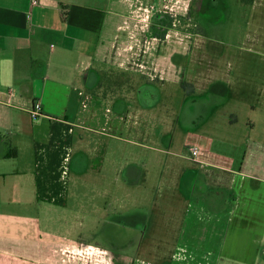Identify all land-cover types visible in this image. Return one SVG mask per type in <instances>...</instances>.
<instances>
[{
	"label": "crops",
	"instance_id": "obj_1",
	"mask_svg": "<svg viewBox=\"0 0 264 264\" xmlns=\"http://www.w3.org/2000/svg\"><path fill=\"white\" fill-rule=\"evenodd\" d=\"M193 1L0 0V264H219L223 255L252 264L251 255L244 253L236 259L224 249L233 247L229 243L232 230L245 236L258 231L253 243L264 239V176L250 163L253 150L242 154L238 147L221 150L213 139L204 140L197 132L192 143L203 154L192 159L190 168L196 178L189 183L191 193L185 198L170 257L164 252V206H159L165 195L160 192L165 187V167L163 173L152 175L143 168L139 172L134 163H127V168L123 162L114 164L125 178L124 184L152 183L155 193L150 214L139 217L146 222L144 232L158 233L152 236L158 240L156 248L148 243L152 248L148 251L158 257L156 262L141 261L139 254L84 239L85 220L81 219L87 213L80 214L86 211L84 204L77 212L82 229L64 227L71 222L66 209L70 192L74 194L70 188L72 173L84 174L78 165V170L73 169L78 127L71 130L70 121L79 117V105L71 110L79 99L77 88L96 83L104 67L131 72L132 86L137 82L134 74H139L143 82L139 91L153 88L155 98L159 96L153 86L156 81L182 85L189 75L192 49L188 39L183 45L179 38L157 35L153 27L164 30L166 8L187 16ZM151 5L156 9L151 10ZM239 72L242 70L229 69L222 87L233 104L241 102L256 113L245 119L229 117L227 136L250 135L264 120L260 114L264 112V79L236 80ZM155 98L149 97V102ZM37 101L42 111L34 118L31 109ZM228 142L240 145L232 138ZM67 153H71L68 161ZM129 169L139 174L133 175ZM99 182L97 179L94 185ZM133 190L126 187L129 203L135 200ZM85 194L77 195L85 199ZM97 194L101 195L100 189ZM175 196L178 205L181 196ZM94 207L95 213L89 215L96 222L99 205ZM128 218L131 221L135 216ZM145 242L143 238L141 245L149 248Z\"/></svg>",
	"mask_w": 264,
	"mask_h": 264
},
{
	"label": "rangeland",
	"instance_id": "obj_2",
	"mask_svg": "<svg viewBox=\"0 0 264 264\" xmlns=\"http://www.w3.org/2000/svg\"><path fill=\"white\" fill-rule=\"evenodd\" d=\"M201 1H193L187 16L170 13L166 8V18H171L172 22L163 24L166 30L164 37L174 40L179 38L183 45L188 39L192 49L188 57L189 75L182 85L156 81L153 86L159 91V96L148 102L139 96L143 85L139 74H134L139 85L134 82L132 86L131 72L108 68L106 70L104 67L99 70L96 83H87L79 88L97 93L100 91L97 85L102 83L107 93L111 94L115 90V96L118 94L121 98L113 95L110 96L113 97L110 99L111 103H103L104 106L109 104L111 107L110 111H106V107L100 111L103 121L107 120L106 125L97 120L92 123L96 130L77 128L73 169L78 170L79 166V171L84 170V174L72 173L70 188L74 190V194L70 192L66 209L71 222L64 227L74 228L75 231L77 228L82 229L78 224L80 219L77 212L81 204H84L86 211L80 213H87L86 218L81 219L85 220L84 239L135 256L139 254L140 257L137 258L141 261L158 260L157 256L148 251L152 249L149 241L156 248L158 240L152 236L158 233L144 232L142 227H146V222L143 217H139L146 212L150 214L149 205L152 206L151 197L155 191L151 190L152 183L149 179L147 183H135L134 186L124 184L125 178L121 171L114 167L116 162H123L125 166L127 163H134V166H139L136 168L139 172L143 168L145 173L152 175L163 173L165 167V187L163 186L164 191H160L165 195L164 198L161 197L159 206H164V252L167 257L173 252L171 244L175 242L180 230L185 198L191 193L189 183H193L196 178L190 168L194 161L188 148L195 145L192 139L196 132L202 134L204 140L213 139L221 150L238 147L241 154L253 150L254 153L249 156L250 163L264 176V167L256 168L260 164L264 165V120H261V125L250 135L227 136L229 117L236 115L245 119L247 116H254L256 111L241 102L233 104L231 96L228 97L227 90L222 87L229 69L232 68L235 71L242 70L236 80H256L257 76L264 79V0H218L219 3L214 7L210 6L209 12L208 5L211 0H208V4L206 0ZM190 12L192 15H189ZM250 90L253 95V89ZM76 96L79 98L78 90ZM73 103L75 106L72 105L71 110L74 112L80 104L79 99ZM260 114L264 118V112L261 111ZM110 135H116V138ZM228 138L239 141L240 145L230 144ZM152 146L160 148V151ZM104 149L106 151L102 154ZM136 169L132 172L129 169V172L137 175L139 172ZM97 179L100 182L95 186L94 181L97 183ZM126 187L134 188L135 200L132 203L125 199ZM98 189L101 191L100 196L97 194ZM78 193H86L85 199L79 197ZM175 193L181 196L178 205L174 198ZM95 203L99 205L100 217H96V222H93L89 213H95ZM161 213L160 208V215ZM131 214L135 218L130 221L128 217ZM124 223L137 227H123ZM151 223L149 228L154 224L153 221ZM161 234L160 231V236ZM244 234L241 231L238 233L237 229L232 230L229 243L233 247L228 246V251L224 249V253L228 252L236 259L246 253L254 259L252 264H264V239L260 243H253V237L258 236V231L247 236ZM143 238L149 248L141 245ZM159 241L161 244V237ZM222 257L219 264H243L231 258L227 259L225 255Z\"/></svg>",
	"mask_w": 264,
	"mask_h": 264
},
{
	"label": "flooded vegetation",
	"instance_id": "obj_3",
	"mask_svg": "<svg viewBox=\"0 0 264 264\" xmlns=\"http://www.w3.org/2000/svg\"><path fill=\"white\" fill-rule=\"evenodd\" d=\"M201 2H203V0ZM207 2H208V0H206V3ZM216 3L218 4L219 1L218 0L209 1L208 12L211 10L210 6L214 7ZM208 6H207V8H208ZM97 86H99L100 91L103 89L102 92L98 91L96 93V92H91V91L79 89V87L77 88L78 95H79V103H80L79 104V111H78L79 117L77 118L76 121L75 120L70 121L72 123L71 128H70L71 130H75L77 127H83V128L96 130L95 128L92 127V123L96 122L98 120L102 124L103 116L100 115V111H102L104 107H106L105 108L106 111L111 110V107L109 104L104 106L103 103L104 102L111 103L110 99H112L113 97L118 98V99L121 98L118 96V94H117V96H115V93H116L115 90H114V92L111 90L110 92H113L111 94L107 93V91H106L107 89L105 90L103 88L102 83H99ZM113 89H115V88L113 87ZM86 94L88 95V98H86ZM155 95L156 94L154 93L153 88H147L146 90L142 91V93H141V91H139V96L141 98H144V101L148 100V102H149V97L152 96V98H155ZM110 96H113V97L111 98ZM85 100H86V102H85ZM103 124L106 125L107 120L103 121ZM110 136H112V135H110ZM70 157H71V153H67V156L65 158L67 160H69Z\"/></svg>",
	"mask_w": 264,
	"mask_h": 264
},
{
	"label": "built area",
	"instance_id": "obj_4",
	"mask_svg": "<svg viewBox=\"0 0 264 264\" xmlns=\"http://www.w3.org/2000/svg\"><path fill=\"white\" fill-rule=\"evenodd\" d=\"M155 9L156 8L153 5H151V10H155ZM161 13H163V12H161ZM86 98H88L87 94H86ZM85 102H86V100H85ZM41 111H42L41 102L40 101L35 102L33 105V108L31 109L32 116L33 117L39 116L41 114ZM188 148H189L190 156L192 159H199L201 157V155L203 154V151L197 145H190ZM66 161H68V160L66 159Z\"/></svg>",
	"mask_w": 264,
	"mask_h": 264
},
{
	"label": "trees",
	"instance_id": "obj_5",
	"mask_svg": "<svg viewBox=\"0 0 264 264\" xmlns=\"http://www.w3.org/2000/svg\"><path fill=\"white\" fill-rule=\"evenodd\" d=\"M189 15H192V12H190ZM166 17H167V16H166ZM166 17H165L164 20H163V21H164L163 24H164L165 22H167V21H168L167 23H171V22H172L171 18L167 19ZM168 17H169V16H168ZM153 29L155 30L154 32L157 33V35H158V34L161 35V36H164V35H165V32H166L165 27H164V30H162L160 27H158V29H157V28L155 29V28L153 27Z\"/></svg>",
	"mask_w": 264,
	"mask_h": 264
}]
</instances>
